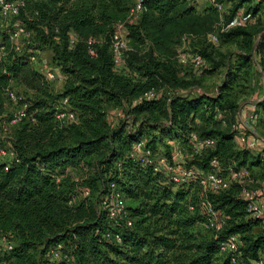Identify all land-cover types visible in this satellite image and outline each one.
<instances>
[{
    "label": "trees",
    "instance_id": "trees-1",
    "mask_svg": "<svg viewBox=\"0 0 264 264\" xmlns=\"http://www.w3.org/2000/svg\"><path fill=\"white\" fill-rule=\"evenodd\" d=\"M19 1L25 7L18 19L33 35V42L22 54L10 51L0 17V46L6 48L0 85L15 82L32 97L25 100L28 118L12 130L8 143L0 139V148L10 144L17 156V162L0 157V240L6 237L13 244L9 252L2 244L0 264H233L231 255L219 250L231 235L240 242L238 264L264 258V235L253 231L263 219L247 211L239 197L240 185L232 183L218 193L208 189L200 202L194 191L201 188L199 182L177 186L151 166L130 158L132 146L139 141L170 158V143L182 151L190 149L189 136L195 133L213 145L194 156L188 166L206 173L216 160L222 177L228 176L229 169H245L249 178L251 169H264L260 153L237 144L232 125L238 108L229 94L233 85L240 87L248 80L253 55L264 72V35L247 27L213 31L216 9L199 15L194 0H143L145 10L133 22L129 12L136 0ZM215 2L230 5L228 19L240 8L255 16L264 8L251 0ZM120 24L131 51L126 55V71L117 73L110 43ZM211 33L217 43L239 39L242 44V54L234 68H227L215 95H161L134 104L149 91L190 88L167 54L169 46L185 36L197 40ZM71 34L76 36L72 47ZM256 35L261 36L258 46ZM94 36L102 41L88 45ZM42 47L51 51V63L63 76L57 92L28 61ZM209 48L202 45L195 51L213 68L224 67L230 55L214 60ZM62 99H67L78 121L59 128L54 111ZM5 102L0 90V105ZM254 106L264 114V98ZM109 108L120 109L131 123H111ZM111 184L123 194L131 227L123 221L112 225L100 208ZM82 189L88 190L87 196H81ZM206 202L225 220L217 234L202 226ZM57 245L66 258L54 263L48 254Z\"/></svg>",
    "mask_w": 264,
    "mask_h": 264
},
{
    "label": "built area",
    "instance_id": "built-area-1",
    "mask_svg": "<svg viewBox=\"0 0 264 264\" xmlns=\"http://www.w3.org/2000/svg\"><path fill=\"white\" fill-rule=\"evenodd\" d=\"M195 2L207 1V0H194ZM212 2L213 7L218 13L219 33H226L230 30L237 28H246L247 26L255 22L256 16L252 12L245 8H240L229 19V4L216 3L215 0H209ZM252 4L263 3L264 0H251ZM25 4L23 1H9L0 0V17L2 18V27L6 30L9 49L10 51L21 54L24 52L25 47L30 46L29 36L31 33L26 30L24 24L18 19L21 10H23ZM145 10L143 6V0H136L134 7L129 12V17H138ZM19 39L26 40L20 43ZM209 39L212 43H217V37L215 34H211ZM76 42V36L71 34L69 39V45L72 47ZM92 41L88 42L91 45ZM129 50V42L127 40V34L122 25H116L110 43V53L113 61L114 71L117 73L126 71V53ZM89 54L94 56V50L89 48ZM29 55L28 61L31 64L37 62L36 54ZM6 55V48L0 46V64ZM179 65L183 67H192L194 70H202L204 67V60L201 56L196 53H183L178 58ZM42 76L47 83L55 81L63 82V76L59 70L54 68V71L47 65L42 64L41 66ZM5 74V70L1 71ZM11 82V81H10ZM1 95L7 101L8 107L0 112V135L11 134L23 119L28 118L27 108L28 104L15 92L10 85H0ZM161 94L156 91H149L144 93L141 97L134 101L137 104L141 101H150L158 99ZM220 117V114H218ZM111 122V118L108 117ZM117 121L123 120L128 122V118L119 111L116 113ZM54 119L59 128L67 125L75 124L78 121L77 115L71 111L68 107L67 99H62L59 104L55 107ZM256 120L254 114H250L248 117L245 115L232 125L233 132L236 133L237 144L246 150L257 151L259 145H261V139L255 133L253 123ZM129 123V122H128ZM2 139V138H1ZM3 140V139H2ZM8 143V141H5ZM189 143L195 149L209 148L213 145L211 140H200L195 133L190 134ZM173 150L168 158L163 152H152L149 148H146L145 141H139L132 146L130 152V158L137 160L144 165L152 167L154 173L162 174L166 176L173 184L177 186L189 185L193 182H199L202 188H207L214 193L224 191L228 189L230 184L236 183L241 186L240 199L246 202L247 211L256 218L264 219V201L261 199V192L259 190H252L247 187L249 180V172L245 169L233 170L229 169L227 177L220 175V166L216 160L210 162L211 171L203 173L201 170L195 169L192 166H188L182 158V149L174 144L170 143ZM261 149H264L261 147ZM260 150V155L263 158ZM264 151V150H263ZM0 157L9 161H16L17 156L11 145H7L6 148H0ZM264 161V158H263ZM70 171V170H68ZM55 180H59L60 176L53 175ZM74 181L77 182L78 178L74 176ZM81 196L85 197L88 195V190H80ZM100 208L106 214L108 222L112 225H117L119 221H123L126 227H131L132 222L127 217L126 205L123 194L118 190L115 184H111L108 187L106 193L102 196L100 201ZM206 217L202 226L214 232L219 233L224 225L225 220L206 202ZM194 206H190L189 210L193 211ZM115 242L120 243L118 235L114 236ZM0 243L4 245L7 252L12 250L13 244L6 238L2 237ZM240 242L237 236L231 235L222 241L219 245L221 253L230 254L231 261L233 264L241 262V254L239 252ZM49 258L51 262H59L66 257L62 253L61 245H57L50 249ZM246 264H264V258L258 260H251Z\"/></svg>",
    "mask_w": 264,
    "mask_h": 264
},
{
    "label": "rangeland",
    "instance_id": "rangeland-1",
    "mask_svg": "<svg viewBox=\"0 0 264 264\" xmlns=\"http://www.w3.org/2000/svg\"><path fill=\"white\" fill-rule=\"evenodd\" d=\"M196 13L201 15L203 12L209 8H213V4L211 1H199L194 2ZM260 11V10H259ZM25 15H29V12L24 10ZM257 16V15H256ZM138 18V17H137ZM136 17H133L129 19V22L136 21ZM219 18L218 21H216L213 25V31H216V27H218ZM121 25V24H120ZM249 31H255L258 35L261 36L264 35V8L259 12L258 16L255 19V22L249 26H247ZM214 34V33H211ZM211 34H208L205 39H194L193 37H183L178 41V43L169 46V50L167 54H170L172 56V59L176 61V65L178 66V69L180 71V76L184 78L187 82H190V88L183 90H159L157 93L161 94V98L168 97L169 95H194V94H207L209 96H213L219 91V89L222 87L224 82V77L227 68H234L233 66L236 65V61L238 60V56L242 54V44L239 39L232 41V42H222L218 41V43H212L209 39V36ZM256 35V46L260 43L261 36ZM33 35H30L29 41L30 46L32 45ZM92 42H101L102 37L101 36H94L91 37ZM20 43L25 42L24 39H19ZM209 46L210 51H212V56L214 60L219 59V55H230L229 60L225 62L224 67L221 68H213L207 60L204 61V67L202 70H194L191 66L189 67H183L179 65L178 58L179 55L183 53H192L196 52L195 50L201 48V46ZM199 46V47H198ZM29 47V46H28ZM27 49L25 47L24 51ZM147 49H144L141 51V54L144 55ZM131 51V48L129 47L128 52ZM37 53L35 54L37 57V62L33 64L34 68L41 74V66L42 64H47L53 71L54 66L51 63V51L47 49L46 47H42L37 49ZM127 52V53H128ZM126 53V55H127ZM197 53V52H196ZM22 54V53H21ZM210 68V70H209ZM248 80L242 81L240 84V87L234 86L231 90H229V94L231 95V99L236 101L237 106V112L235 117V122L238 121L240 118L242 119L245 115L248 117L250 114H254L256 116V120L253 123V127L255 130V133L257 136L261 139V145H259V150H262L261 147L264 145V114L261 110L257 109L256 103L264 98V72L261 71V69L258 67L257 58L255 55L252 57L251 61V68L248 71ZM250 79V83H249ZM6 85H10L15 92L21 97L23 100L28 99L31 96L30 91L26 90L24 87L17 85L15 82H6ZM51 90L54 92L59 91L61 87V82L55 81L50 83ZM254 104V105H253ZM9 104L6 102L2 105H0V112L3 109H6ZM121 111L120 109H111L109 108L107 115L109 118H111V123L115 124L117 123L116 113ZM243 114V115H242ZM128 122L131 123V118H128ZM195 123L200 126L202 124V121L197 118L195 120ZM11 134L7 135H0V139L2 138L3 141L9 140ZM172 143V142H171ZM174 143V142H173ZM205 149H199L195 150L192 146L191 148H184L182 151V158L185 161V163H189L192 158L196 155H199L202 153ZM264 150V149H263ZM262 150V154H264V151ZM255 154V152H253ZM264 158V157H263ZM262 158V159H263ZM79 176H81V172L78 173ZM247 187H249L252 190H258L261 188H264V169L254 168L251 169V176L247 182ZM208 189L207 188H195V194L198 195V198L200 202L204 199V194L206 193ZM204 209V208H203ZM206 209V208H205ZM204 211V210H203ZM202 213L204 214L205 212ZM254 234H263L264 235V219L263 224L261 227L254 229ZM2 248V244L0 243V249ZM4 264H10V263H4Z\"/></svg>",
    "mask_w": 264,
    "mask_h": 264
},
{
    "label": "crops",
    "instance_id": "crops-1",
    "mask_svg": "<svg viewBox=\"0 0 264 264\" xmlns=\"http://www.w3.org/2000/svg\"><path fill=\"white\" fill-rule=\"evenodd\" d=\"M41 75H42V71H41ZM252 152H255V154H258L260 152V150L252 151ZM258 190H259V192H261V197H262L261 199L264 201V188H261V189H258Z\"/></svg>",
    "mask_w": 264,
    "mask_h": 264
}]
</instances>
